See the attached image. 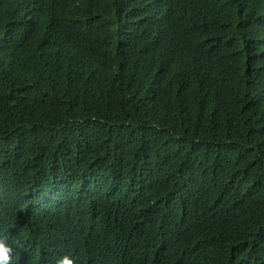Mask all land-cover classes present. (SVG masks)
Returning a JSON list of instances; mask_svg holds the SVG:
<instances>
[{"label": "trees", "instance_id": "obj_1", "mask_svg": "<svg viewBox=\"0 0 264 264\" xmlns=\"http://www.w3.org/2000/svg\"><path fill=\"white\" fill-rule=\"evenodd\" d=\"M0 236L264 264V0H0Z\"/></svg>", "mask_w": 264, "mask_h": 264}, {"label": "clouds", "instance_id": "obj_2", "mask_svg": "<svg viewBox=\"0 0 264 264\" xmlns=\"http://www.w3.org/2000/svg\"><path fill=\"white\" fill-rule=\"evenodd\" d=\"M23 245L19 240L9 243L7 236H0V264H12V258L15 250ZM56 264H74V261L68 255L61 257Z\"/></svg>", "mask_w": 264, "mask_h": 264}]
</instances>
